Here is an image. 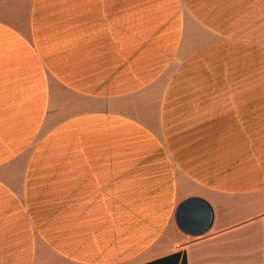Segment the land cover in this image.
Segmentation results:
<instances>
[{"label": "crops", "instance_id": "0c3cea01", "mask_svg": "<svg viewBox=\"0 0 264 264\" xmlns=\"http://www.w3.org/2000/svg\"><path fill=\"white\" fill-rule=\"evenodd\" d=\"M178 251L264 264V0H0V264Z\"/></svg>", "mask_w": 264, "mask_h": 264}, {"label": "water", "instance_id": "95a60500", "mask_svg": "<svg viewBox=\"0 0 264 264\" xmlns=\"http://www.w3.org/2000/svg\"><path fill=\"white\" fill-rule=\"evenodd\" d=\"M175 221L183 233L193 237L201 236L212 224V211L203 200L190 198L177 207Z\"/></svg>", "mask_w": 264, "mask_h": 264}, {"label": "trees", "instance_id": "16d2710c", "mask_svg": "<svg viewBox=\"0 0 264 264\" xmlns=\"http://www.w3.org/2000/svg\"><path fill=\"white\" fill-rule=\"evenodd\" d=\"M146 264H187V259L184 252L178 251Z\"/></svg>", "mask_w": 264, "mask_h": 264}]
</instances>
